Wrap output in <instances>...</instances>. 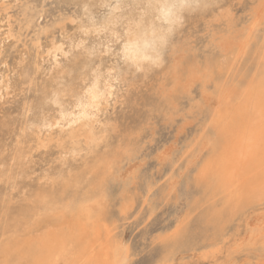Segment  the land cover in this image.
<instances>
[{"label": "rangeland", "instance_id": "obj_1", "mask_svg": "<svg viewBox=\"0 0 264 264\" xmlns=\"http://www.w3.org/2000/svg\"><path fill=\"white\" fill-rule=\"evenodd\" d=\"M43 1L0 0V78L16 81L35 61L42 71L38 77L48 78L54 65L49 51L57 44L63 48V53L57 52L59 64L85 55L90 47L103 65L114 62L106 54L107 38L102 34L85 36L75 18L57 22L60 13L72 15L70 2ZM29 3L34 10H27ZM263 4L264 0H224L213 6L214 12L192 14L179 27L164 63L124 86L123 103L108 106L107 115L116 117L121 136L106 152L109 164L101 169L103 185L94 221L108 229L102 234H108L111 246L123 247L126 264H264V209L231 210L218 197L212 199L196 168L198 160L218 147L215 130L206 124L212 108L206 102L216 97L217 73L235 63L231 83L233 77L240 80L253 72L264 48V28L244 50L225 53L222 45L237 37L235 32L249 22L250 12L261 18ZM241 52L245 53L240 56ZM1 102V112L16 113V102ZM55 157V151L34 153L28 167L35 173L28 171L17 190L0 184V242L24 246L29 232H42L40 215L29 219L34 206L29 195L41 185L37 175L55 166ZM2 220L10 226L4 236Z\"/></svg>", "mask_w": 264, "mask_h": 264}, {"label": "bare ground", "instance_id": "obj_2", "mask_svg": "<svg viewBox=\"0 0 264 264\" xmlns=\"http://www.w3.org/2000/svg\"><path fill=\"white\" fill-rule=\"evenodd\" d=\"M66 1L74 11L72 15L60 13L57 22L75 18L85 36L101 35L96 23L101 15L111 18L113 29L120 22L124 28L132 17L137 20L143 17L150 29L154 26L166 37V43L159 47L158 57L149 48L144 53L149 59L140 58L139 67L124 64L114 71L111 66L116 64V58L105 66L102 57L94 56L93 47L85 55L59 64L56 56L58 51L63 53V48L57 44L49 51L54 65L48 78L38 77L42 71L36 61L21 70L16 81L7 76L0 78L1 104L9 100L18 104L15 114L0 111V184L17 190L26 175L34 172V168L28 167L34 153L55 151L56 155L55 166L37 175L41 185L29 195L34 204L29 219L39 214L42 232L36 235L29 232V242L24 246L17 241L0 242V264H126L123 247L111 246L108 234H102L109 233L108 229L94 221L98 218L94 210L103 185L101 169L109 164L106 152L111 151L113 139L121 136L118 121L107 115V108L123 103L127 95L122 89L131 85L134 78L164 63L185 19L192 14L212 12L213 6L224 0ZM149 3H177L185 7L172 9L167 16L157 8L146 12L142 7H130ZM27 10H34L32 3ZM227 10L221 12L223 17ZM261 10V18L255 17L254 10L250 12L249 22L235 32L237 37L222 45L225 53L244 50L259 28H264V4ZM35 39L38 50L40 38L36 35ZM257 63L255 70L243 79L233 77L235 84L228 83L235 63L219 71L216 97L206 102L207 107L212 106L206 124L215 130L218 147L211 148L206 158L198 160L197 175L211 189V198L218 197L231 210L264 209V48ZM1 222L3 229L6 227L1 233L4 236L10 226ZM261 229L264 231V224Z\"/></svg>", "mask_w": 264, "mask_h": 264}, {"label": "snow or ice", "instance_id": "obj_3", "mask_svg": "<svg viewBox=\"0 0 264 264\" xmlns=\"http://www.w3.org/2000/svg\"><path fill=\"white\" fill-rule=\"evenodd\" d=\"M133 8H144L149 11L152 8L160 9L164 16L171 13L172 9L185 7V4H140L130 5ZM99 25L98 32L105 36V47L107 48V56L115 57L116 64L111 68L114 71L117 66L123 67L124 64L139 67V59H149L144 53L151 48L159 56V47L166 43V37L158 33L153 26L148 27L147 20L141 17L137 20L135 17L129 19L128 24L124 28L113 29L112 21L109 16L101 15L96 21ZM125 28L127 29L125 31ZM123 62V63H122Z\"/></svg>", "mask_w": 264, "mask_h": 264}]
</instances>
